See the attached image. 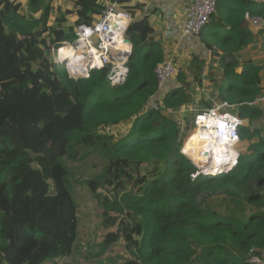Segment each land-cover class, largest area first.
Returning a JSON list of instances; mask_svg holds the SVG:
<instances>
[{"label": "trees", "instance_id": "trees-1", "mask_svg": "<svg viewBox=\"0 0 264 264\" xmlns=\"http://www.w3.org/2000/svg\"><path fill=\"white\" fill-rule=\"evenodd\" d=\"M147 1L0 0V264H75L78 204L66 160L81 163L94 154L107 159L86 180L102 205L103 225L118 231L126 221V239L117 238L127 253L121 264H255L250 249L264 257L263 66L238 54L252 38L244 16H264V2L217 0L197 36L205 57L195 50L159 88L154 68L165 50L141 16ZM110 2L130 15L125 82L109 91L107 84L56 77L52 45L71 40ZM205 80L218 101L247 120L239 129L241 173L201 178L191 193L163 171L185 162L182 117L148 105L153 99L163 110L180 111L192 99L191 86ZM117 125H126L119 137L111 132ZM238 164L222 172L230 175Z\"/></svg>", "mask_w": 264, "mask_h": 264}, {"label": "built area", "instance_id": "built-area-1", "mask_svg": "<svg viewBox=\"0 0 264 264\" xmlns=\"http://www.w3.org/2000/svg\"><path fill=\"white\" fill-rule=\"evenodd\" d=\"M264 2V0H262ZM217 0H190L184 7V25L182 38L186 42H191L197 36L210 16L215 12ZM249 24H257L262 19L260 16H250L246 13ZM130 21V15L118 9L116 2L108 3L102 10L100 16L90 23L79 24L71 40L53 44L51 47V65L56 77H69L74 80L89 81L94 87L97 85L109 84L111 86L121 85L129 70L130 58L132 56L133 43L125 36L126 29ZM63 45L72 47L79 52V59L76 62H66L61 56L60 49ZM171 58H164L162 62L154 68V74L158 81L159 88L164 83L174 78L177 68ZM91 77L100 78V82H93ZM233 104L219 102L214 107L208 109L193 108L194 130H198L205 138H212L213 142L220 144L222 148H234L235 158L238 160V167L231 171L230 175L224 174L221 169L210 173L204 165L206 156L212 153V148L208 150L198 147L190 151L185 150L183 144L180 153L185 156V162L179 169H163L167 175L173 177L179 185L185 187L193 193L194 183L201 178H237L241 173V163L239 160V150L237 145L240 141L239 128L246 123L235 113H231ZM157 102L150 100L149 110H159ZM169 114L179 113L177 125L180 130L184 126V110H168ZM216 137V138H215ZM211 150V151H210ZM213 154V153H212ZM218 163V162H217ZM225 165V164H224ZM223 165V166H224ZM216 167V166H215ZM250 249V262L262 264L261 258Z\"/></svg>", "mask_w": 264, "mask_h": 264}, {"label": "rangeland", "instance_id": "rangeland-1", "mask_svg": "<svg viewBox=\"0 0 264 264\" xmlns=\"http://www.w3.org/2000/svg\"><path fill=\"white\" fill-rule=\"evenodd\" d=\"M68 8L72 10L71 6ZM185 19H183L180 26V37L182 38V30ZM199 35V34H198ZM197 35V36H198ZM195 36L197 42H192L189 44V47L195 43L197 46H203L200 43V40ZM183 39V38H182ZM184 40V39H183ZM194 40V39H193ZM185 41V40H184ZM186 42V41H185ZM185 50H183L184 52ZM173 55V54H172ZM198 55L205 57L204 50L200 51ZM171 58L175 63L176 68L179 66L186 67L189 63V59L185 60L184 58L177 57H167ZM176 59V61H175ZM180 59V60H179ZM201 75L204 76L205 73ZM174 80V78H172ZM170 79L171 81H173ZM169 81V80H168ZM177 82V81H176ZM107 90H111L109 84L106 85ZM167 86V85H166ZM193 91L192 99L190 102L186 103L187 105L181 107L184 110L185 117L187 121L191 124L185 127V122L183 128L180 130L179 127V138L181 141L186 140L187 136L191 134L194 130V126L191 122V116L193 115V108L200 109L201 101H212L215 104L220 101L217 100L218 96L217 91L207 83V80L203 82L202 87L196 85L191 86ZM112 91V90H111ZM196 92V93H195ZM261 99H264L261 98ZM222 102V101H221ZM234 108V107H232ZM231 108V112L235 111ZM51 113L50 108H48V114ZM174 116L179 113H173ZM180 116V114H179ZM126 125L113 126L111 132L115 134L116 137L125 130ZM185 144V141H184ZM58 149L63 148V144L56 145ZM239 147V143L237 148ZM229 151L231 155L233 154V148H224L223 154L228 155ZM219 153V151H217ZM209 159V155L207 156ZM67 166L72 170L73 175L69 186L71 187L74 197L78 204L77 216H78V238L75 243V246L72 250V256L75 264H121L126 258L127 253L124 251V241L123 239H117L118 237H125L126 232V221L122 222V227L117 231L116 227L108 228L103 225V220L101 217L102 205L99 204L97 199L94 197L92 192L87 186L86 180L94 178L99 175L103 168L107 165V159L103 158L101 155H90L87 159L83 160L81 163L72 162L66 160ZM209 164L205 165V169H209ZM214 174V172H212ZM224 201V200H220ZM224 202L218 203V207L223 208ZM117 239V240H116ZM104 252L101 255H98V252L101 251V248L105 247ZM262 264H264V257L261 259Z\"/></svg>", "mask_w": 264, "mask_h": 264}, {"label": "crops", "instance_id": "crops-1", "mask_svg": "<svg viewBox=\"0 0 264 264\" xmlns=\"http://www.w3.org/2000/svg\"><path fill=\"white\" fill-rule=\"evenodd\" d=\"M189 1L148 0L142 10L141 16H147L155 27L153 39L165 50V58L177 57L178 55L180 58L188 60L195 50L197 54L204 50L203 47L199 48L195 43L189 47L190 43L197 42L195 37L190 43L185 42L180 37V26L184 19V7ZM260 17L262 20L257 24L248 23L247 28L252 38L250 43L243 47L238 54L243 58H249L255 65L263 66L259 74L262 79L264 92V16ZM183 50L185 51L183 52Z\"/></svg>", "mask_w": 264, "mask_h": 264}, {"label": "bare ground", "instance_id": "bare-ground-1", "mask_svg": "<svg viewBox=\"0 0 264 264\" xmlns=\"http://www.w3.org/2000/svg\"><path fill=\"white\" fill-rule=\"evenodd\" d=\"M61 56H63V60L66 62H76L79 59V52L75 51L72 47L63 45L60 49ZM216 138V137H215ZM212 143V145H210ZM185 150L190 151L192 149L203 147L204 149L208 148L210 145L212 148V153L209 155V160H206L205 165L209 164V169H207L210 173L214 172L217 169H225L227 166L232 165L236 162L235 158V150L233 148V154L229 151L228 155L223 154V149L220 144L213 142V139L210 137L205 138L198 130H193V132L186 138L185 140ZM209 146V147H210ZM228 149V148H226ZM208 150V149H206ZM219 151V153H217ZM208 159V157L206 156ZM218 162V163H217ZM225 164V165H224ZM204 165V166H205ZM224 165V166H223ZM216 166V167H215ZM205 168V167H204Z\"/></svg>", "mask_w": 264, "mask_h": 264}, {"label": "clouds", "instance_id": "clouds-1", "mask_svg": "<svg viewBox=\"0 0 264 264\" xmlns=\"http://www.w3.org/2000/svg\"><path fill=\"white\" fill-rule=\"evenodd\" d=\"M129 22H130V21H129ZM127 39H128V38H127ZM110 86H111V85H110ZM160 109L162 110L163 113L168 111V110H163V108H160ZM203 109H208V108H203ZM232 109H233V108H232ZM169 110H170V109H169ZM154 111H157V110H154ZM167 113H168V112H167ZM231 113H232V112H231ZM235 114H236V113H235ZM236 115H238V114H236ZM186 117H187V116H186ZM186 117H185V114H184V119H187ZM241 118L244 119V120H246V119L243 118V117H241ZM192 119H193V115L191 116V122H192V124H193ZM246 123H247V120H246ZM246 123H245V124H246ZM193 126H194V125H193ZM241 126H242V125H241ZM241 126H240V127H241ZM239 129H240V128H239ZM189 135H190V134H189ZM189 135H188V136H189ZM188 136H187V137H188ZM184 141H185V140H184ZM184 141L182 142V145H181L180 149L182 148V146H183V144H184ZM180 149H179V151H180ZM237 149H238V148H237ZM179 153H180V152H179ZM180 154H181V153H180ZM181 155H183V154H181ZM183 156H184V155H183ZM184 158H185V156H184ZM171 170H175V169H171ZM216 178H218V177H213V178H209V179H216ZM196 182H197V181H196ZM196 182H195V183H196ZM195 183H194V185H195ZM194 185H193V187H194ZM184 186H185V185H184ZM186 189H187V188H186ZM187 190H188V189H187ZM192 190H193V189H192ZM188 191H189V190H188ZM193 191H194V190H193Z\"/></svg>", "mask_w": 264, "mask_h": 264}]
</instances>
